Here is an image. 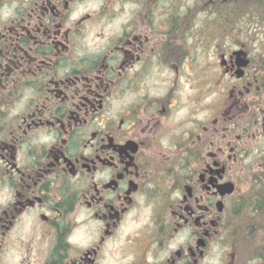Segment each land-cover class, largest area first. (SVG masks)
I'll list each match as a JSON object with an SVG mask.
<instances>
[{"label": "flooded vegetation", "instance_id": "obj_1", "mask_svg": "<svg viewBox=\"0 0 264 264\" xmlns=\"http://www.w3.org/2000/svg\"><path fill=\"white\" fill-rule=\"evenodd\" d=\"M238 3L0 0V264H264V50L193 27Z\"/></svg>", "mask_w": 264, "mask_h": 264}, {"label": "rangeland", "instance_id": "obj_2", "mask_svg": "<svg viewBox=\"0 0 264 264\" xmlns=\"http://www.w3.org/2000/svg\"><path fill=\"white\" fill-rule=\"evenodd\" d=\"M245 3H238L233 9H220L218 14H213L208 9L194 12L193 27L202 30L205 68L208 67L211 50H214L215 45L221 51L236 49L242 44L253 51L264 50V20H258L260 11L255 9L254 1ZM215 27L218 34L212 36L211 32Z\"/></svg>", "mask_w": 264, "mask_h": 264}, {"label": "water", "instance_id": "obj_3", "mask_svg": "<svg viewBox=\"0 0 264 264\" xmlns=\"http://www.w3.org/2000/svg\"><path fill=\"white\" fill-rule=\"evenodd\" d=\"M235 54L237 55L239 59V65L241 68L247 66L248 60H247V52L244 49H239L235 51Z\"/></svg>", "mask_w": 264, "mask_h": 264}, {"label": "trees", "instance_id": "obj_4", "mask_svg": "<svg viewBox=\"0 0 264 264\" xmlns=\"http://www.w3.org/2000/svg\"><path fill=\"white\" fill-rule=\"evenodd\" d=\"M252 1H254L255 3H256V8L255 9H257V10H259L260 12H261V10L263 11L264 10V0H252ZM244 2H242L241 1V4H243ZM254 3V4H255ZM245 4V3H244ZM261 7V8H260ZM220 9H224V8H220ZM219 9V10H220ZM211 12H212V9L210 8L209 9ZM218 10V11H219ZM213 13V12H212ZM218 13V12H217ZM213 14H215V13H213Z\"/></svg>", "mask_w": 264, "mask_h": 264}]
</instances>
